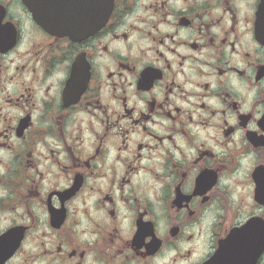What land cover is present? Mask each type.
I'll return each mask as SVG.
<instances>
[{
  "label": "flooded vegetation",
  "instance_id": "flooded-vegetation-1",
  "mask_svg": "<svg viewBox=\"0 0 264 264\" xmlns=\"http://www.w3.org/2000/svg\"><path fill=\"white\" fill-rule=\"evenodd\" d=\"M0 264H264V0H0Z\"/></svg>",
  "mask_w": 264,
  "mask_h": 264
}]
</instances>
